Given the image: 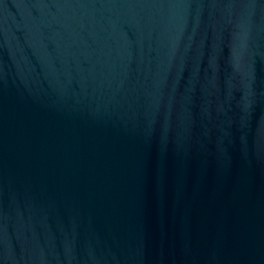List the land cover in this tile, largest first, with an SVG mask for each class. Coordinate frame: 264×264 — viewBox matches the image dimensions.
Returning <instances> with one entry per match:
<instances>
[{"label":"water","instance_id":"1","mask_svg":"<svg viewBox=\"0 0 264 264\" xmlns=\"http://www.w3.org/2000/svg\"><path fill=\"white\" fill-rule=\"evenodd\" d=\"M0 264H264V2L0 0Z\"/></svg>","mask_w":264,"mask_h":264}]
</instances>
